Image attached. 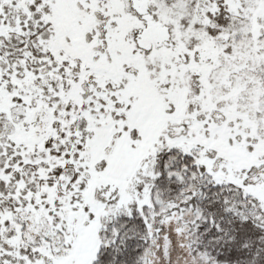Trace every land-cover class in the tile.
I'll return each instance as SVG.
<instances>
[{
    "label": "snow or ice",
    "instance_id": "snow-or-ice-1",
    "mask_svg": "<svg viewBox=\"0 0 264 264\" xmlns=\"http://www.w3.org/2000/svg\"><path fill=\"white\" fill-rule=\"evenodd\" d=\"M0 264H264V0H0Z\"/></svg>",
    "mask_w": 264,
    "mask_h": 264
}]
</instances>
